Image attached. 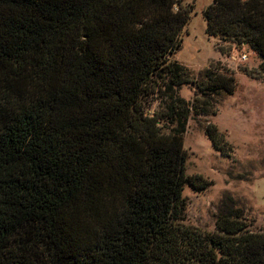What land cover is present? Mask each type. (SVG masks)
<instances>
[{"label":"trees","instance_id":"obj_1","mask_svg":"<svg viewBox=\"0 0 264 264\" xmlns=\"http://www.w3.org/2000/svg\"><path fill=\"white\" fill-rule=\"evenodd\" d=\"M204 17L264 69V0H214ZM189 20L182 0H0V264H264V230L233 196L217 231L184 224L185 186L212 184L187 174L188 122L236 89L172 60Z\"/></svg>","mask_w":264,"mask_h":264},{"label":"rangeland","instance_id":"obj_2","mask_svg":"<svg viewBox=\"0 0 264 264\" xmlns=\"http://www.w3.org/2000/svg\"><path fill=\"white\" fill-rule=\"evenodd\" d=\"M190 10V20L182 33V48L172 60L188 67L201 83L204 72L217 69L233 76L236 89L213 98L215 115L197 116L188 122L184 137L187 174L201 175L212 184L197 191L186 185L184 224L214 232L216 214L226 194L239 201L251 230H264V69L263 60L246 44L237 45L207 34L205 10L214 0H182ZM196 84L182 87L180 95L196 101ZM198 105L204 101L199 96ZM156 105L153 106V109ZM210 124L225 134L233 147L231 154L215 149L207 135Z\"/></svg>","mask_w":264,"mask_h":264}]
</instances>
